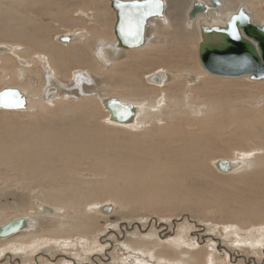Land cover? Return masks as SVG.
I'll return each instance as SVG.
<instances>
[{"label":"rangeland","instance_id":"374dc122","mask_svg":"<svg viewBox=\"0 0 264 264\" xmlns=\"http://www.w3.org/2000/svg\"><path fill=\"white\" fill-rule=\"evenodd\" d=\"M252 2L255 11L264 14V0H252ZM110 4L109 0H0V30L19 29L20 32L24 33L30 31L34 35H40L51 41L58 34L65 35L74 31H88L87 34L90 37V32L97 30L98 35L95 34V36L103 37L112 34L115 20V12ZM94 6H100L107 10L104 13L108 19L102 25L96 26L95 21L90 18L92 17L91 9ZM80 12H85L89 17L81 19ZM260 17L264 21V15L260 14ZM27 25L30 27L27 28ZM0 43L8 46L20 45L19 48L23 47L30 53L44 52L38 45L27 41L26 37H12L2 31H0ZM93 46L94 44L91 48ZM190 49L193 54L188 56V60L183 61L176 57H169L172 54L177 55L175 53L177 48L174 46L167 49L162 48V52L158 54L155 53L156 49L152 48L150 51L152 56L149 60L136 55L134 60H131L135 63H132L134 66L118 67L119 70L114 68L113 73L120 76L123 72L125 75L133 76L136 81L138 80L137 83L142 81L148 87L150 83L146 82V78L154 72L168 70L177 73L176 70L178 69H190L193 66L192 63L196 61L198 63V56L195 53L196 46L191 44ZM86 50L88 51V47ZM61 54L68 62L70 77L71 73L80 66L71 60L70 50H65ZM68 58L70 59L68 60ZM7 65L6 67L10 69V65ZM206 82L211 87V93L208 96L201 93ZM18 83L16 82L15 85ZM85 83L87 82L85 81ZM254 85L253 82L245 78L234 82L233 80H221L220 77L212 79L205 76L194 86L195 94L188 91L184 83L179 87L182 90L186 89L188 93H191L203 104L210 102L214 108L209 113L210 121L213 124L224 121V125H227L228 116L233 109L231 101L235 97H242V101H249L246 104L247 107L257 110L264 107V94H261L262 96L256 101H250V94H254L256 91L264 93L263 83L258 87ZM175 86L169 85L167 88L170 97L173 96ZM118 87L121 91L115 98H131L133 102H139L142 98L140 91L131 93L128 90L125 91L126 87ZM150 89L146 93L147 95L144 94L145 96L160 95V93L154 92L156 90H153V87ZM188 93L183 91L180 95H187ZM206 111L208 110L206 109ZM108 115V112L93 98L87 99V101L67 99L64 105L54 103L48 106L47 110L36 106L32 107L31 110L15 114H6L0 111V154L10 152L12 157L26 160L23 161L25 170L16 169L17 165L3 166L0 164V190L3 193L0 201L6 205H1V211H4L6 219L18 217L19 209L31 212L30 208L35 199V196L30 194L32 190L42 191L46 195L45 199H49L53 203H57L55 200L63 192H72L74 194L73 201L83 206L86 205L82 199L84 196L89 198L91 203H104L111 201V199L115 200L118 192H122L123 200L127 197L129 203V208L125 212L109 219H100L95 229L90 233L77 230L70 235H58L59 237H52L48 233L43 234L47 244L43 246L45 248L41 247L34 256L30 257L28 264H72L73 262L74 264H114L115 262L123 264L127 257H132L126 254L130 249L125 250L123 247V237L129 236V233L141 231L147 232V234L151 231L154 234L158 232L159 239L162 240L179 238L181 240L179 243L183 246L187 245L185 247L191 249L193 253L199 251L198 256L201 257V260H204L203 257L207 254L208 264H222L223 258L228 263L231 260L236 264L241 263L246 258L247 261L255 258L257 262L261 260L260 262L264 264V219L255 217L258 214L264 216V191L261 194L259 187L248 185L247 173H242L241 176L234 174L226 178H219L210 164L214 158L230 157L234 149L246 148L247 146L262 148V145L264 146L262 124L251 125L248 131L251 134V139L246 142H242L236 137L237 134L240 135L241 131L233 133L234 129L229 132L227 129L221 130L217 127L212 132V127H208L203 136L211 137V141H207L208 144L204 141H202L203 143L199 142L200 147L204 148L205 151L200 148L198 150L199 156H191L186 162V167H180V162L174 159L170 166L177 171L171 172V170L163 169L169 157L166 152L178 148L179 137L172 138L167 144V139L163 137L161 132L162 128L159 129L163 125L162 122L161 124L156 123L155 127L158 126V128H147V130L139 128L137 132L131 129L113 127L109 123ZM177 120L184 127L192 122L182 117H178ZM163 122L166 124L168 121ZM8 127H13V129L18 127L19 130L17 128L14 131ZM68 128H71V131L64 134L63 130H68ZM210 130L212 134L207 133ZM21 131H23L22 135L19 134ZM14 132L18 135H14ZM55 132L59 133L60 140L56 138ZM88 134L94 137L97 151L89 149L93 143L89 140L92 138L91 136L86 137ZM19 136H22L23 140ZM34 137L38 138L35 139L37 141H33ZM31 140L33 143L41 140V142L50 145V148L53 149L50 161L46 160V164L37 165V159L31 157L36 155L34 148L30 151H18L19 144L23 145L24 142ZM12 142L14 143L12 144ZM65 143L70 145L72 149H63L62 144ZM145 149L155 153L152 155L139 153ZM160 149L163 150V153L155 155ZM20 154L24 157H21ZM113 157L121 158L120 166L112 167V165L100 164V162H106ZM259 160L254 168L260 167L264 163V154ZM31 165L32 168L29 167ZM74 165V170L70 171L69 169ZM134 167L139 169L133 170ZM151 170L156 173L157 177L155 178L158 182L144 175ZM168 173H172L169 175V180H175V184H166ZM13 193L15 195H10ZM17 199L22 200V205L17 204ZM255 202L257 207L252 209ZM249 211L252 218L248 215ZM81 214L79 208L69 211V215L73 219L79 218ZM253 217L260 219V222ZM239 218H243V220ZM95 231L96 233H94ZM243 240H246L248 245L236 244ZM249 243L254 244V246ZM202 248L204 249L202 250ZM152 249L156 248L152 246ZM251 251H253L252 254L247 255ZM255 251L258 252L257 255ZM139 256L140 260L143 259L148 264V254H140ZM25 258L29 259L26 256L18 259L17 257L11 258L9 255H2L0 264H23L21 261H24ZM100 259L103 260L100 262ZM130 262L128 261L126 264H131ZM248 263L250 264V262Z\"/></svg>","mask_w":264,"mask_h":264},{"label":"bare ground","instance_id":"6f19581e","mask_svg":"<svg viewBox=\"0 0 264 264\" xmlns=\"http://www.w3.org/2000/svg\"><path fill=\"white\" fill-rule=\"evenodd\" d=\"M194 1L195 0H165L167 6L165 11V20H151V23L149 24V27L147 29V44L144 47L136 50H121L117 48V40L113 33L116 21L115 13V20L111 31L112 34L103 37L95 36V34H97L96 32H98L97 30L96 32L94 30L90 32V37L87 34L88 31H74L65 35L58 34L56 38H53L51 41L48 38H43L40 35H34V33L30 31L24 33L20 32L21 30L19 29H1L0 31L6 32L8 36L26 37L27 41L31 42L34 45H38L40 48L43 49L44 52L30 53L26 51L23 47L19 48L20 45L13 44L12 46H8L0 43V91L3 88H18L25 94L27 99L26 110L11 111L0 109V111L6 114H15L18 112H25L27 110H31L32 107L36 106L47 110L48 106H51L54 103L64 105L67 99H74L75 101L76 99H81L87 101V99L90 98L97 100L99 102V105L104 108L103 101L105 99L110 97H116V95H119L118 93H120L121 90L118 89V86L126 87L127 89L125 91L128 90L131 93H136L140 91V95H142V98L139 102H133L131 98H120L123 103H129L136 107V116L134 121L127 125H121L112 122L110 120V113L108 112L109 123L116 128L119 127L137 131L139 128H144L143 130H147V128H158V126L155 127L156 123L159 122L161 124L162 122L163 125L159 127V129L162 128L163 131L161 130V132L164 135L163 137H166L167 144L172 138L176 136L179 137V140L177 139L178 148L166 152L167 154H169V157L163 169L171 170V172L177 171L175 169H172V167L170 166V164L173 163L174 159L180 162V167H186V162L191 156H199L198 150L202 148L200 147L199 142L201 143L202 141H204L208 144L209 142L207 141H209L211 138H209V136H203L204 131L208 127H212V132H214V128L217 129V127L221 130L227 129V131L229 132L231 129H234L233 133H235L236 131H241L240 135H234H236V137L239 138L238 140L242 142L248 141L249 139H251V134H249L248 131L250 130L252 124L260 123L262 124V127L264 129V107L260 110H257L252 107H247L246 104H248L249 101H242V97H235L231 101L233 109L232 113H229L230 116H228V124L224 125V121L217 124H213L209 118V113L214 110L210 102H206L205 104H203L199 100H197V98H194L191 93H188V91H192L193 94H195V91L193 90L194 86H196L197 83L200 82L201 79L205 76L212 79L217 77L209 75L207 72H205V70L200 65V62H198V64L195 60L196 62L192 63L193 66L190 69H178L176 70L177 73H174L172 71L171 73L168 70H160L158 72H154L147 76L148 79L146 78V82L152 85L150 86L147 83L149 85L148 87L146 84H143L141 80V82L137 83L138 80L136 81L133 76H128L127 74L125 75L122 72L123 70H120L122 72H119L121 73L120 76L113 73L114 68H128L129 66H134L133 64L135 63L131 62V60H134L136 55L141 56L143 58H147L149 60L150 56H152L150 52L152 48H155V53L158 54L162 52V48L167 49L169 47L174 46L177 48V51L175 52L177 55L172 54V56L169 57H176L178 58V60L185 61L188 60V56L190 57L191 53L193 54L190 49V45L192 44L196 46L195 53L198 56L199 44L203 38L201 28L204 25H222L223 20H225L230 14L235 13L240 5H244L247 8V10L251 13L253 21L255 23L264 25V21L260 17V14H264H259V12L255 11L252 0H222L223 7L219 11L210 12L208 16L198 15L197 19L193 21L191 25H189L187 23L188 11L190 10ZM105 11L107 10H104L100 6H94L91 9L90 14L92 15V17L90 18L91 20L95 21L96 26L102 25L107 21L108 16L106 15V13H104ZM80 16L81 19L83 17H89L88 14H86L85 12H80ZM29 27L30 26L27 25V28ZM95 29L98 28L95 27ZM60 36H71V42L69 44L59 43L58 38ZM93 44L94 46L93 48H91ZM86 47H88V51L86 50ZM65 50L71 51V60H74V62L77 63L78 66H80L71 73L70 77L68 74V62H66V58L61 54ZM69 59L70 58H68V60ZM7 64L11 66H9L10 69L6 67L8 66ZM83 68L85 69L83 70ZM154 76H157L158 80H154L155 82H152L151 77ZM220 78L221 80H233L234 82L239 79H243L228 77ZM85 81L87 83H85ZM16 82L19 83L15 85ZM183 83L188 91L186 89H180L179 85H182ZM253 83L255 84V87H258L261 83L264 84V80ZM77 85L78 87H76ZM169 85H176V88H173L174 93L172 97L168 95L167 88H169ZM70 87H72V89H70ZM151 87L154 88L153 90H156L154 92L160 93V95L157 96L154 94L151 97L145 96L144 94L148 93L151 90ZM46 88L49 89L46 95H43V92ZM183 91L187 92L188 94L180 95ZM201 93L206 96L211 93V87L209 84H207V82L204 84V88L201 90ZM261 94L264 93L256 91L254 94H250V101H256L259 97L262 96ZM206 109L208 111H206ZM178 117L189 119L192 122L188 123V125L184 127L182 123L180 124V121L177 120ZM163 121L168 122L164 124ZM11 128L13 129V127H8V129ZM17 128L18 127L14 129L17 130ZM70 131L71 128H68V130H63V133L68 134ZM17 133L14 132V135ZM22 133L23 131H21V133L19 134L22 135ZM207 133L212 134L211 130ZM217 133H219V131H217ZM54 134H56V138H59V133L55 132ZM153 134L155 135V133ZM89 136H91V134L86 135V137ZM35 139L38 138L34 137L33 141H37ZM89 140L93 143L92 147H90L89 149H91L92 151H97L94 137L90 138ZM13 143L14 142H12V144ZM24 143L23 145L19 144L20 147H18V151H30L34 148L36 151V155H32L31 157L37 159V165H39L40 163L42 165L46 164V160H51L53 149L50 148V145L48 143L41 142V140L35 143H33L32 140L26 142L25 144ZM12 144L10 145V148ZM263 147V145L262 148H252L247 146L246 148L241 147L238 149H234L230 157L227 158L223 156L221 158H214L211 160L210 164L219 178H226L227 176L234 174H236V176H241L242 173H247V177L249 178L248 185L250 187H259V190L262 194L264 191V163L261 164L260 167L254 168V165L259 162V158L263 156ZM62 148H67L69 150L72 149L70 145L66 143L62 144ZM205 148L207 147L205 146ZM202 149L205 151L204 148ZM235 151L238 152L235 153ZM9 153L10 152H5V154H0V164H2L3 166L17 165L15 167L16 169L25 170V167L23 165V161L25 159L12 157L11 153ZM66 153L72 154L71 152ZM139 153L152 155L155 152L145 149L143 152ZM162 153L163 150L160 149L155 155H160ZM22 154H20L21 157L23 156ZM219 160H228L231 164V172L227 174L219 172L216 168V163ZM120 162L121 158L117 159L113 157L112 159L110 158L106 162H100V164L112 165V167H115L120 166ZM75 165L72 166L69 170H74L73 167H75ZM29 167L32 168V165ZM132 169L137 170L139 168L134 167ZM170 174L172 173H168L167 181H165L167 185H172L176 183L175 180H169ZM144 175L149 176L151 180L158 182L155 178L157 177L156 173L153 170ZM30 192V194L35 196V199L30 208L31 212L19 209V216L14 218H26L28 220L26 228L12 237L0 239V257L2 255H9V257L11 258L17 257L18 259H22L23 256L29 257V259L25 258V260L23 259L24 261H21L23 262V264H28V262L30 261V257L32 255L34 256V254L38 250H40L41 247L45 248L43 246L47 244V241H45V238H43V234L48 233L52 237H59L58 235H70L73 231L76 232L77 230L83 233H90L95 229L100 219H109L121 212H125L129 208V203L127 202L128 198L125 197V200H123L124 197L122 192H118L117 198L115 200L111 199V201L104 203H91L90 199L84 196L82 199L86 203L85 206L77 204L73 201L74 194L72 192L61 193L59 197L55 200L57 203H53L49 199H45L46 195H44L42 191L37 192L32 190ZM10 195L15 194L13 193ZM2 196L3 193H1L0 190V200ZM6 196H8V194ZM17 201L18 205H22V200L17 199ZM105 204L112 205L113 208L111 213L105 214L104 212H102V206H104ZM1 205H6L4 203H1L0 201V226H3L14 219H6L4 211H1ZM45 206L50 207L51 212L44 210ZM255 207H257L256 202L253 205L252 209H254ZM74 208H79L82 212L80 217L77 216L79 217L77 219H73L69 215V211ZM248 215H250L251 217L250 211ZM255 217H262L260 219H264V216H262V214H258ZM255 217H253V219ZM239 219L243 220V218ZM260 219H257V221L260 222ZM142 232L143 231L138 233L132 232L129 233V236L123 237V247H125V250H132V252H130L129 250V252L127 251L126 253L128 255H131L132 257H127L123 261V264H126L128 261H131V264H147L146 262H144L143 259L140 260V254H148V264H208L207 261L209 262L207 254L205 257H203L204 260H201V257L198 256L200 252L198 251L199 253H193L191 249L185 247L187 245L183 246L181 245V243H179L181 241L179 238L177 239L174 237L170 240H162L159 239L158 232H155V234L152 231L149 234H147V232ZM94 233H96V231ZM125 234L127 235V232ZM236 244L240 246H245L248 245V242H246V240H243L238 241ZM249 244L254 246V244L252 243ZM152 246H154L156 249H152ZM256 247L257 245L255 246V248ZM203 249L204 248H202V250ZM170 250H173V252H170ZM89 252L91 253V250ZM252 252L253 251L248 252L247 255L252 254ZM255 254L257 255L258 252L255 251ZM218 259L222 261L221 258L218 257ZM102 260L103 259H100V262ZM260 261L257 262L255 258H252L251 261H247L246 258V260L242 261L239 264H247V262H250V264H263ZM72 264H74V262ZM222 264L236 263L232 262L231 260L228 263L223 258Z\"/></svg>","mask_w":264,"mask_h":264},{"label":"water","instance_id":"95a60500","mask_svg":"<svg viewBox=\"0 0 264 264\" xmlns=\"http://www.w3.org/2000/svg\"><path fill=\"white\" fill-rule=\"evenodd\" d=\"M116 14L113 33L117 40V48L121 50H136L147 44V29L151 20H165L166 2L159 0L161 7H151L142 16H136L128 7L134 3L143 5L145 0H109ZM124 5L125 7H121ZM223 7L222 0H195L188 11L187 23L191 25L198 15L208 16ZM144 11V10H142ZM129 13H133L129 16ZM129 22L132 24V34H129ZM138 22V27H137ZM123 28V31H122ZM202 40L199 44L198 58L200 65L209 75L228 78H246L257 82L264 80V25L253 21L251 13L244 5H240L235 13L230 14L220 26L204 25L201 28ZM71 36H60L58 42L69 44ZM158 80L157 76L151 81ZM46 88L43 95L47 93ZM50 98V97H48ZM103 106L110 113L112 122L127 125L134 121L136 107L123 103L118 98L110 97L103 101ZM0 109L22 111L27 109L25 94L18 88H3L0 91ZM219 172H231L228 160L216 163ZM112 205L102 206V212H112ZM51 212V208L44 207ZM28 220L18 218L0 226V239L9 238L25 229Z\"/></svg>","mask_w":264,"mask_h":264},{"label":"snow or ice","instance_id":"6c2138e0","mask_svg":"<svg viewBox=\"0 0 264 264\" xmlns=\"http://www.w3.org/2000/svg\"><path fill=\"white\" fill-rule=\"evenodd\" d=\"M153 5L155 7H161L162 5L160 4L159 0H145V3L143 5L139 4V3H134L132 5H129L128 7H130L131 9H133V13L136 16H142L143 14H145V11L150 9L151 7H153ZM121 7H125L124 5H121ZM144 10V11H142ZM133 13H129V16H131ZM132 24L131 22H129V34H132ZM137 27H138V22H137ZM123 31V28H122Z\"/></svg>","mask_w":264,"mask_h":264}]
</instances>
